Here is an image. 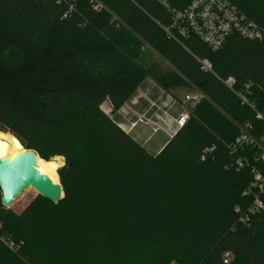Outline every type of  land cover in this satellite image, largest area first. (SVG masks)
Listing matches in <instances>:
<instances>
[{
  "label": "trees",
  "instance_id": "1",
  "mask_svg": "<svg viewBox=\"0 0 264 264\" xmlns=\"http://www.w3.org/2000/svg\"><path fill=\"white\" fill-rule=\"evenodd\" d=\"M112 1L0 0V132L46 161L63 160V196L41 197L46 210L16 217L0 192V264H124L116 252H134L132 264H224L225 253L227 264H264V215L243 224L234 213L248 203L249 175L225 168V145L238 133L227 118L242 122L248 110L215 77L250 84L264 115V38L232 35L211 51L164 32V6L183 10L191 0ZM229 1L264 30V0ZM148 47L170 68L148 61ZM204 59L212 73L201 70ZM146 79L204 96L156 156L100 109L107 100L114 115ZM209 177L222 192L220 183L232 182L234 195L211 190ZM16 235L23 244L9 249Z\"/></svg>",
  "mask_w": 264,
  "mask_h": 264
},
{
  "label": "built area",
  "instance_id": "2",
  "mask_svg": "<svg viewBox=\"0 0 264 264\" xmlns=\"http://www.w3.org/2000/svg\"><path fill=\"white\" fill-rule=\"evenodd\" d=\"M94 7L97 9L98 5ZM164 8L170 15V24L164 32L173 40H176L175 36L184 39L194 37L209 50L217 51L232 35L255 41L264 38V30L229 0H191L183 10H175L168 5ZM199 63L202 71L212 73L206 60ZM215 77L238 99L240 105L248 110V120L239 126L237 135L225 145L229 156L225 168L249 175V181L241 193L248 203L244 207L234 208L238 221L245 224L252 216L264 215V115L250 100V84L236 89L232 77ZM201 98L204 96L200 92L185 96L183 111L175 120L176 131L184 127L189 112ZM214 149V146L203 149L201 160L210 156ZM229 260L230 254L225 253L223 263L227 264Z\"/></svg>",
  "mask_w": 264,
  "mask_h": 264
},
{
  "label": "rangeland",
  "instance_id": "3",
  "mask_svg": "<svg viewBox=\"0 0 264 264\" xmlns=\"http://www.w3.org/2000/svg\"><path fill=\"white\" fill-rule=\"evenodd\" d=\"M104 1H112V0H102V2ZM94 2L99 3V0H94ZM112 2H115V1H112ZM144 52L146 55H148L147 57L148 61L156 62L161 68H164V69L170 68L168 62L165 59H163L162 56L159 53H157L154 49H151L148 47L144 49ZM197 92L198 90L196 89V87H193V86H184L181 88L172 89L169 92H164L160 88H158L155 85V83L152 82L150 79H146L142 83V85L137 89V91L134 92L124 104V108L122 109L123 118L126 117L128 119L129 117H133L136 123L140 124L139 130H142L141 134H139L138 129H136V131L138 130V134L142 137V140L149 137V140H151V144L156 145L158 141L161 140V133L155 132L158 130L157 124L160 125V123H162L163 125H165L166 128L170 127L171 131L175 133L176 132L175 120L177 119L178 115L182 113L183 111V106H184L183 100L185 96L195 95L197 94ZM200 100H202V98ZM207 101L211 102L210 100H207ZM100 109L105 114L111 116V118L115 122L122 120V118H120L119 115H116V113L114 115H111L110 103L107 100L101 104ZM190 112H189V119L191 117ZM198 112H202V114L206 115L207 118H211L209 119V121L212 127L219 126V122L214 117V115H212V113L208 111L207 106L201 105L198 109ZM157 114L160 115L161 119L164 118L165 124L163 123V120L157 117ZM248 118L249 117H247L246 115V117L244 118L242 122L236 119L232 120V118H229V119L227 118V120H229V122L233 124V128L237 130L240 125H242L245 121L248 120ZM141 125H144L146 127L148 126L150 129H145ZM139 135L136 136L137 137L136 139H138ZM132 136H135V134H132ZM139 140L140 139H138L137 141ZM93 144H94V138L91 136L89 140L90 148L87 152L88 153L87 155L89 156H92L95 151L96 143L95 145ZM166 144L163 146V148L166 146ZM145 150H147L148 153H152V154H154L156 151L154 148H147ZM156 155H153V156H156ZM37 157L39 160L55 163L57 165V168L61 166L63 163V160L60 157H54L49 161H46L40 158L39 156ZM56 175L57 173L55 171V180L58 184L59 179H58V176ZM208 183H212L211 190L216 191L217 193L221 195H224V196L229 195L230 197H232V195H234L235 193L234 191H232L233 189H235V185L232 182H228V183L224 182L223 184L220 183L222 187H225L227 189L226 191H223V192H222V189L215 187L213 178L209 177ZM42 200L43 199L40 196H38L35 192H33L32 190H29L21 194L18 197V199L14 201V204L8 210L11 211V213L15 215L16 217H19L30 206L36 207L39 210L43 211V210H46L44 208H47V206L42 203ZM195 200L196 199H194V202ZM39 218L42 219L43 217L39 214ZM16 238L17 239H13L11 242L8 243L9 249H14L15 247H16L15 249H18V244L16 242L19 239H20L19 242L23 244L22 236L19 237V235H16ZM130 239H132V237L129 235L128 240ZM116 253L118 254V256H121V258L124 260L123 262L124 264H132L134 252H116Z\"/></svg>",
  "mask_w": 264,
  "mask_h": 264
},
{
  "label": "water",
  "instance_id": "4",
  "mask_svg": "<svg viewBox=\"0 0 264 264\" xmlns=\"http://www.w3.org/2000/svg\"><path fill=\"white\" fill-rule=\"evenodd\" d=\"M1 134L13 138L23 150L22 153H15L12 157L0 159L1 206L9 209L21 194L29 190L56 204L63 196L61 186L38 171V157L35 152L25 150L19 140L12 135Z\"/></svg>",
  "mask_w": 264,
  "mask_h": 264
},
{
  "label": "crops",
  "instance_id": "5",
  "mask_svg": "<svg viewBox=\"0 0 264 264\" xmlns=\"http://www.w3.org/2000/svg\"><path fill=\"white\" fill-rule=\"evenodd\" d=\"M123 108H124V106L116 113V115H119V117L122 118L121 121L116 122L117 125L119 126V128L121 130H123L126 134H128L134 141H136L137 143L140 141L138 144H140L144 149L154 148L156 150L154 154H152V153H149V154L156 155L157 153H159L162 150L163 146L174 135V132L171 131L170 127L166 128L165 125L160 123V125L157 124L158 130L155 132L161 133V140H159L156 145L151 144V140H149V137L142 140V137L139 135L142 132V130H139L140 124L136 123V121H135V119H133V117H129L128 119L126 117L123 118V114H122ZM157 117L159 119H161L160 115H158V114H157ZM161 120H163V123L165 124L164 118ZM141 126L144 127L145 129H150L148 126L147 127L144 125H141ZM136 129L139 130V134H138V130L136 131ZM132 134H135V136H132ZM138 135H139L138 139H140L139 141H137L138 139H136L137 138L136 136H138ZM170 135H172V136H170Z\"/></svg>",
  "mask_w": 264,
  "mask_h": 264
},
{
  "label": "bare ground",
  "instance_id": "6",
  "mask_svg": "<svg viewBox=\"0 0 264 264\" xmlns=\"http://www.w3.org/2000/svg\"><path fill=\"white\" fill-rule=\"evenodd\" d=\"M0 138V159L12 157L15 153L23 152L18 143L10 136L1 134ZM37 164L38 171L41 174L48 176L51 181L56 184L55 171L57 169V165L53 162H45L39 159H37Z\"/></svg>",
  "mask_w": 264,
  "mask_h": 264
}]
</instances>
